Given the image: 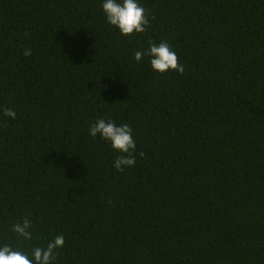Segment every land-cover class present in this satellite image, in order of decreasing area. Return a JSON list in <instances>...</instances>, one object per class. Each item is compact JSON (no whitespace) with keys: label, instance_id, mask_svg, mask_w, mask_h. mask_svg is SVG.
Listing matches in <instances>:
<instances>
[{"label":"trees","instance_id":"obj_1","mask_svg":"<svg viewBox=\"0 0 264 264\" xmlns=\"http://www.w3.org/2000/svg\"><path fill=\"white\" fill-rule=\"evenodd\" d=\"M102 3L0 0V246L63 234L54 264H264V0H138L132 36ZM162 41L182 75L136 61ZM99 118L131 126L134 167L89 134ZM26 217L31 241L12 231Z\"/></svg>","mask_w":264,"mask_h":264},{"label":"clouds","instance_id":"obj_2","mask_svg":"<svg viewBox=\"0 0 264 264\" xmlns=\"http://www.w3.org/2000/svg\"><path fill=\"white\" fill-rule=\"evenodd\" d=\"M102 10L107 23L119 30L124 36H132L146 31L149 25V17L146 10L138 3V0H103ZM27 35V33H25ZM24 55H31V49H25ZM144 55L150 58L153 71L164 74L175 71L179 74L185 72V67L180 63L177 53L167 41L150 43L147 52L136 51L135 59L140 61ZM4 117L15 119L13 109L3 108ZM7 121L4 125L6 126ZM89 134L95 138L109 142L112 149L119 153L113 162L114 168L123 172L126 168L136 164V142L132 128L128 124L117 125L113 120L97 119L89 128ZM139 152V156H143ZM32 221L27 217L22 222L12 225V231L26 241L33 239ZM65 245L63 234L55 236L46 246H34L30 255L22 250L14 249L11 245L0 246V264H54L58 252Z\"/></svg>","mask_w":264,"mask_h":264}]
</instances>
